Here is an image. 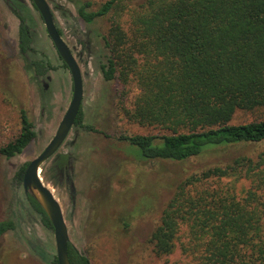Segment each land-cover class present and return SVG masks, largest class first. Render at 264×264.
Listing matches in <instances>:
<instances>
[{
	"label": "trees",
	"instance_id": "1",
	"mask_svg": "<svg viewBox=\"0 0 264 264\" xmlns=\"http://www.w3.org/2000/svg\"><path fill=\"white\" fill-rule=\"evenodd\" d=\"M6 4L19 22V57L39 80L52 67L34 58L18 1ZM75 8L87 27L109 21L99 70L105 82L135 84L127 121L160 130L119 137L139 149V159L183 163L216 148L264 143V0H105L95 8L77 0ZM239 112L254 118L232 124ZM18 113L17 136L0 147L6 160L36 137L25 111ZM82 120L80 108L73 126L91 130ZM26 166L14 174L17 185ZM25 197L52 230L39 204ZM16 227L12 219L0 221V237ZM25 243L41 262L56 264L40 241L26 237ZM148 243L158 258L178 248L185 262L172 264H264V150L183 177ZM67 252L70 264H91L70 243Z\"/></svg>",
	"mask_w": 264,
	"mask_h": 264
},
{
	"label": "rangeland",
	"instance_id": "2",
	"mask_svg": "<svg viewBox=\"0 0 264 264\" xmlns=\"http://www.w3.org/2000/svg\"><path fill=\"white\" fill-rule=\"evenodd\" d=\"M15 5L26 18L32 36L34 58L52 69L36 80L18 54V20L6 0H0V147L19 131V110L33 124L35 139L22 154L6 160L0 155V221L12 219L16 229L0 237V264H44L25 243L35 238L55 254L52 230L46 228L27 201L22 185L14 181L20 166L36 158L53 138L71 97V77L53 47L44 24L29 0ZM71 50L82 76L83 125L72 127L58 152L41 167L40 177L60 205L69 243L91 264H172L185 259L178 248L158 258L148 243L175 185L186 175L210 165L225 164L244 156L254 158L261 145L216 148L183 163L145 162L139 149L121 135H159L160 130L127 121L138 90L105 82L99 70L106 50L102 36L108 19L85 26L76 14L77 0H46ZM93 8L105 0H88ZM125 20V16L121 21ZM254 118L237 113L232 124ZM178 245V244H177Z\"/></svg>",
	"mask_w": 264,
	"mask_h": 264
},
{
	"label": "water",
	"instance_id": "3",
	"mask_svg": "<svg viewBox=\"0 0 264 264\" xmlns=\"http://www.w3.org/2000/svg\"><path fill=\"white\" fill-rule=\"evenodd\" d=\"M38 12L53 47L68 70L72 82V97L53 138L44 150L27 163L22 179V189L31 195L45 213L55 242L56 264H70L68 259V233L59 203L40 177L41 167L50 160L67 139L82 104V76L78 63L67 44L62 40L54 23L51 9L46 0H30Z\"/></svg>",
	"mask_w": 264,
	"mask_h": 264
},
{
	"label": "flooded vegetation",
	"instance_id": "4",
	"mask_svg": "<svg viewBox=\"0 0 264 264\" xmlns=\"http://www.w3.org/2000/svg\"><path fill=\"white\" fill-rule=\"evenodd\" d=\"M30 1V0H29ZM31 3V2H30ZM31 5H32V3H31ZM56 26V25H55Z\"/></svg>",
	"mask_w": 264,
	"mask_h": 264
}]
</instances>
